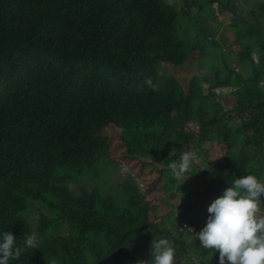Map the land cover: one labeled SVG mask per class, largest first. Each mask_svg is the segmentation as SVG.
Segmentation results:
<instances>
[{
  "label": "trees",
  "instance_id": "16d2710c",
  "mask_svg": "<svg viewBox=\"0 0 264 264\" xmlns=\"http://www.w3.org/2000/svg\"><path fill=\"white\" fill-rule=\"evenodd\" d=\"M255 5L264 13V3ZM177 17L163 0H0V231L13 232L21 244L32 232L46 235L39 249L9 264L149 259L141 240L156 223L133 187L122 207L96 188L69 187L72 173L94 172L108 148L101 134L106 126L119 131L128 153L168 164L190 151L195 137L214 135L226 153L205 171L219 181L196 193L200 206L235 176L251 172L263 179L264 26L233 20L245 27L258 58L246 53L251 73L238 76L235 105L208 117L196 108L207 98L196 76L184 90L176 77L157 74L160 62L188 59ZM149 76L157 89L139 87ZM62 224L68 233L57 232ZM181 243L177 264L200 261L193 244Z\"/></svg>",
  "mask_w": 264,
  "mask_h": 264
},
{
  "label": "rangeland",
  "instance_id": "374dc122",
  "mask_svg": "<svg viewBox=\"0 0 264 264\" xmlns=\"http://www.w3.org/2000/svg\"><path fill=\"white\" fill-rule=\"evenodd\" d=\"M163 1L178 13V38L189 49V55L180 65L160 62L156 68L158 76L176 77L184 90H187L190 78L196 76L202 91L207 94V98L196 102V108L201 109L208 117L231 108L236 103L240 89L238 76L247 78L251 73V63L246 53L254 60H257L259 54L246 38L245 27L232 22L245 18L251 23L264 26V13L255 5L256 2L264 3V0ZM262 88L264 89V77ZM101 134L105 137L108 148L100 155L94 172L72 173L73 181L69 183V187L76 192L81 186L96 188L100 194L111 196L121 207L125 206L128 196L126 189L128 186L133 187L140 203H148L150 206V220L156 223L141 240L149 252L152 241L166 237L173 242L176 259L186 246L181 243L184 241L187 245L193 244L203 255L195 264H201L202 261L219 262L218 251L212 256L211 252L203 248L198 238L194 239V233L189 229L199 231L203 227L209 215V203L219 196L210 197L203 206L195 198L197 192L219 181L205 171L221 161L226 153V146L218 142L214 135H209L207 139L195 137L190 151L195 152L198 159L190 170L191 175L184 181L183 177L176 178L171 174L168 163L145 154L128 153L115 127L106 126ZM230 152L236 154L237 147H232ZM260 201L264 205V195H261ZM30 208L28 220L34 229L37 212L33 206ZM39 209L44 211L42 207ZM184 230H189L190 233H184ZM57 232L66 234L68 230L62 224ZM179 232L183 235H179ZM44 236L46 235H38V238ZM187 252L189 256L196 254L191 246L187 248Z\"/></svg>",
  "mask_w": 264,
  "mask_h": 264
},
{
  "label": "clouds",
  "instance_id": "9594fccd",
  "mask_svg": "<svg viewBox=\"0 0 264 264\" xmlns=\"http://www.w3.org/2000/svg\"><path fill=\"white\" fill-rule=\"evenodd\" d=\"M145 85L158 88L150 76L139 87L142 89ZM197 159L195 152H183L179 160L170 162L171 174L185 181ZM228 183L223 193L209 203V215L203 227L199 231L189 230L212 256L218 251L219 264H264V205L260 201L264 180L248 172L229 179ZM35 249H39L36 232L26 235L21 244L13 232L0 231V264L19 260ZM150 250V258L139 259L136 264H177L176 250L169 238L152 241Z\"/></svg>",
  "mask_w": 264,
  "mask_h": 264
}]
</instances>
